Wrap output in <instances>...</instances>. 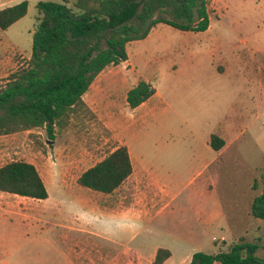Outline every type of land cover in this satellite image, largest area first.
I'll list each match as a JSON object with an SVG mask.
<instances>
[{"label":"rangeland","instance_id":"obj_1","mask_svg":"<svg viewBox=\"0 0 264 264\" xmlns=\"http://www.w3.org/2000/svg\"><path fill=\"white\" fill-rule=\"evenodd\" d=\"M1 1L0 9L23 0ZM27 1V14L0 28V86L31 57L40 0ZM208 8L206 31L161 23L129 42L127 60L106 67L85 95L94 115L54 125V138L46 127L0 135V166L34 162L49 193L41 200L17 195L0 221L11 264L63 261L67 248L108 249L110 264H155L160 247L174 251L166 263L174 264L256 240L250 226L259 223L251 204L263 188L264 0H208ZM140 80L156 92L132 109L127 92ZM214 134L225 140L219 151ZM122 142L135 162L132 178L112 194L81 186L79 176Z\"/></svg>","mask_w":264,"mask_h":264},{"label":"trees","instance_id":"obj_2","mask_svg":"<svg viewBox=\"0 0 264 264\" xmlns=\"http://www.w3.org/2000/svg\"><path fill=\"white\" fill-rule=\"evenodd\" d=\"M34 29L32 53L27 64L11 71L0 86V135L67 125L82 112L94 115L84 95L106 67L128 58L127 44L146 38L158 24L182 31H206L211 24L208 0H40ZM29 2L20 1L0 9V28L7 29L27 14ZM156 92L140 80L127 93L134 109ZM211 146L219 151L225 140L214 134ZM134 171L129 149L121 145L86 169L78 183L110 194L120 188ZM262 191L251 204L254 218L264 220V168ZM0 190L33 199L49 197L37 166L12 160L0 166ZM264 235L255 241L241 240L217 253L197 251L188 264H264L259 256ZM158 248L155 264L170 256Z\"/></svg>","mask_w":264,"mask_h":264},{"label":"crops","instance_id":"obj_3","mask_svg":"<svg viewBox=\"0 0 264 264\" xmlns=\"http://www.w3.org/2000/svg\"><path fill=\"white\" fill-rule=\"evenodd\" d=\"M7 0H2L1 2H6ZM13 5V4H12ZM9 6V5H8ZM6 7V6H5ZM4 8V7H2ZM91 88V87H90ZM130 90V89H129ZM128 90V91H129ZM128 93V92H127ZM87 94V93H86ZM85 94V95H86ZM85 95H84V100L86 99L85 98ZM127 98V97H126ZM148 101V100H147ZM146 101V102H147ZM86 102V100H85ZM146 102H144L143 104H145ZM87 103V102H86ZM142 104V105H143ZM141 106V105H140ZM91 108V107H90ZM138 108V107H137ZM92 109V108H91ZM135 109V108H134ZM121 145H126L129 149V153H130V156H131V159H132V163H133V167H134V171H135V162L133 160V157H132V154H131V151H130V148L129 146L127 145V143L125 142H122L118 145H116L114 147L117 148L118 146H121ZM113 149V150H114ZM112 150V151H113ZM111 152V151H110ZM105 157V156H104ZM103 157V158H104ZM102 158V159H103ZM30 162V161H29ZM34 163V162H32ZM35 164V163H34ZM36 165V164H35ZM38 168V167H37ZM39 169V168H38ZM40 171V170H39ZM134 171L132 173V175L125 181L127 182L128 180H130L134 174ZM41 173V172H40ZM42 175V174H41ZM43 177V175H42ZM44 179V178H43ZM45 181V180H44ZM124 182V184H125ZM119 189V188H118ZM117 189V190H118ZM115 190V191H117ZM114 191V192H115ZM113 192V193H114ZM6 192L4 191H1L0 190V221H5L6 220V217L8 216L9 213H11L14 208L16 207V204H14L13 200H16V197L20 196L17 194H15L16 196H12V195H7L5 194ZM9 193V192H8ZM13 194V193H12ZM112 194V193H110ZM21 199H27L26 197L24 196H21L20 197ZM29 198V197H28ZM21 203V201L19 202V204ZM124 215V214H123ZM142 215H144V213L142 212V214H138L137 216L136 215H133L132 218H139L141 217ZM125 217V216H123ZM122 218V217H121ZM258 219L259 223L258 224H255L253 226H250V230L252 231L253 235L256 237L262 235L263 231H264V220L263 219H260V218H256ZM85 231V230H84ZM248 231V230H247ZM5 242V240H3V235L2 233L0 232V264H11V262L9 260L6 259L5 256H10V252H8V248H1L2 244ZM7 242V241H6ZM7 246V245H6ZM5 246V247H6ZM67 253L68 255L65 253L64 255V258L65 260L63 261H55L53 260L51 263L49 264H110V261H109V250L108 249H104V248H67ZM260 251H261V255L260 256H264V248H260ZM7 253V255H6ZM171 256L163 263V264H166L170 259L173 258L174 256V251L171 250ZM192 256L193 254L187 258V259H183V260H178L176 261L174 264H188L191 259H192ZM38 264H44L43 262L42 263H38ZM114 264V263H112ZM116 264H119V262L117 261ZM122 264V262L120 263Z\"/></svg>","mask_w":264,"mask_h":264},{"label":"built area","instance_id":"obj_4","mask_svg":"<svg viewBox=\"0 0 264 264\" xmlns=\"http://www.w3.org/2000/svg\"><path fill=\"white\" fill-rule=\"evenodd\" d=\"M215 239L217 240L218 238H217V237H215ZM222 240H224V237H222Z\"/></svg>","mask_w":264,"mask_h":264}]
</instances>
